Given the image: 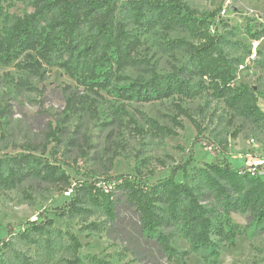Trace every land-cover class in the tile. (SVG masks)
I'll return each instance as SVG.
<instances>
[{
	"label": "trees",
	"instance_id": "trees-1",
	"mask_svg": "<svg viewBox=\"0 0 264 264\" xmlns=\"http://www.w3.org/2000/svg\"><path fill=\"white\" fill-rule=\"evenodd\" d=\"M22 1H28L32 11L11 13ZM216 15L215 11L199 12L182 0H124L120 7L112 0H0V66L15 63L35 76L44 65L61 68L85 93V97L67 98L65 115L78 104L94 108L91 96L100 98L99 93L104 92L118 102L171 101L177 113L192 120L198 130L182 106L206 93L222 102L233 117L264 133V113L258 106L262 95L252 87L236 84L233 62L221 47L222 39L211 31ZM151 32L165 39L180 34V38L167 39L165 46L171 52H181L185 60L179 63L172 58L175 63L167 73L150 70L147 79L137 78L119 87L129 80L124 75L128 69L149 64L141 59L140 47L142 36ZM260 36H264V27L250 34L252 39ZM125 115L121 106L115 109L113 119L120 121ZM154 128L161 138L175 134L156 125ZM48 137L58 140L54 133ZM14 149L19 151L0 155L1 189H15L34 180L72 194L62 207L41 212L39 221L21 224L24 230L19 233L8 227V237L0 240V249L9 247L11 237L27 244L44 237L48 243L55 230L49 215H83L90 212L86 206L103 214L105 236L119 242L140 264H185L192 254L206 264H217L222 248H232L240 236L249 232L264 235V180L243 167H232L225 156L195 171V187L175 180L177 173L188 179L187 167L193 158L154 181L139 174L91 175L71 184L68 175L45 157V145ZM232 214L246 217L243 228L232 221ZM101 226L93 223L86 229L100 231ZM176 239L185 240L188 249L178 251L173 245ZM69 240L72 259L67 264H111L91 254L80 260V243L73 236ZM15 260L29 264L22 255ZM0 264H4L1 257Z\"/></svg>",
	"mask_w": 264,
	"mask_h": 264
},
{
	"label": "rangeland",
	"instance_id": "rangeland-1",
	"mask_svg": "<svg viewBox=\"0 0 264 264\" xmlns=\"http://www.w3.org/2000/svg\"><path fill=\"white\" fill-rule=\"evenodd\" d=\"M112 1L120 7L124 0ZM182 1L199 12L217 13L212 27L222 39L224 53L233 62L236 84L247 85L261 93L258 106L264 113V36L250 37L264 27V0H229L227 6V0ZM223 10L225 14H221ZM31 11L29 2L22 1L16 3L11 13L23 15ZM120 14L123 15L122 11ZM128 29L132 30L130 24ZM180 37L173 33L167 39ZM167 39L157 32L144 34L140 57L149 64L128 69L124 75L129 80L118 86L137 78L147 79L150 70L167 73L175 63L172 58L182 63L184 55L167 50ZM99 94L100 98L91 96L96 102L94 108H82L78 104L65 115L67 98L70 95L85 97V93L61 68L44 65L35 76L15 63L0 66V155L18 152L15 146L45 145V157L68 175L71 184L87 180L91 175L105 178L139 174L154 181L167 177L171 169L193 158L187 167L188 179L184 180L182 173H177L175 180L186 181L194 187L197 185L192 176L195 171L224 156L232 167L238 168L244 166L248 157L264 156V133L233 117L222 102L206 93L182 106L198 125V130L192 120L177 113L171 101L118 102L104 92ZM121 106L126 115L116 121L113 119L115 109ZM155 125L172 130L174 136H157ZM49 133H54L58 140L48 137ZM64 193L58 186L34 180L11 190L0 188V240L8 237V227L17 234L24 230L21 224L39 221L44 210L68 203L70 197ZM86 208L90 212L83 215L63 218L49 215L55 230L48 243L44 237L36 238L35 244L9 238V247L0 249L2 261L18 264L15 257L22 255L29 264H67L72 259L69 236H73L81 246L77 252L80 260L91 254L111 264H140L124 252L119 242L105 236L103 214L89 206ZM231 218L242 228L246 224L245 216L232 214ZM93 223L102 225L101 230L86 229ZM173 245L178 251L188 249L183 239H176ZM263 260L264 235L249 232L237 238L232 248H222L217 264H262ZM185 264L206 263L192 254Z\"/></svg>",
	"mask_w": 264,
	"mask_h": 264
},
{
	"label": "built area",
	"instance_id": "built-area-1",
	"mask_svg": "<svg viewBox=\"0 0 264 264\" xmlns=\"http://www.w3.org/2000/svg\"><path fill=\"white\" fill-rule=\"evenodd\" d=\"M228 4L229 0L225 2V6H227ZM221 14H225V10H223ZM211 31L212 33L214 32L213 27H211ZM243 168H245L252 176H256L264 180V156L246 158V160H244ZM64 194L68 197H71L72 191L68 190Z\"/></svg>",
	"mask_w": 264,
	"mask_h": 264
},
{
	"label": "crops",
	"instance_id": "crops-1",
	"mask_svg": "<svg viewBox=\"0 0 264 264\" xmlns=\"http://www.w3.org/2000/svg\"><path fill=\"white\" fill-rule=\"evenodd\" d=\"M234 168H238V166L234 167Z\"/></svg>",
	"mask_w": 264,
	"mask_h": 264
}]
</instances>
